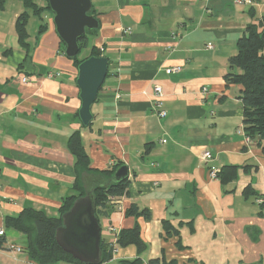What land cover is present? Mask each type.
<instances>
[{"label":"crops","instance_id":"1","mask_svg":"<svg viewBox=\"0 0 264 264\" xmlns=\"http://www.w3.org/2000/svg\"><path fill=\"white\" fill-rule=\"evenodd\" d=\"M250 1L91 0L99 29L89 36V46L109 64L88 126L78 118L77 69L62 51L52 14L43 12L46 29L40 35L41 19L29 16L28 36L20 43L15 22L23 4L5 2L0 10V228L5 236L0 264H38L24 251L26 242H17L24 235L6 228L4 218L25 207L57 215L75 178L67 147L73 131L80 133L92 169L116 163L128 168V193L99 217L101 237L113 246L103 264L135 257L140 264L153 259L264 264V149L257 138L247 140L238 131L243 129L242 86L224 80L237 39L264 15V0ZM175 65L180 71L166 73ZM155 84L162 88L165 116L153 108ZM206 149L212 156L204 161ZM224 165L238 167L226 184L209 176L210 167ZM245 187L250 194L243 193ZM132 204L137 213L127 215ZM107 225L117 232L106 231ZM134 226L145 245L141 252L117 242L121 229Z\"/></svg>","mask_w":264,"mask_h":264},{"label":"trees","instance_id":"2","mask_svg":"<svg viewBox=\"0 0 264 264\" xmlns=\"http://www.w3.org/2000/svg\"><path fill=\"white\" fill-rule=\"evenodd\" d=\"M6 1L0 0V10L4 8ZM20 1L23 4L24 10L16 18L15 31L18 41L25 43V39L28 36L26 28L28 17L35 16L42 19V14L45 10L51 11L46 0H40L43 4H39L37 0ZM92 13L94 16L96 15L94 9ZM45 29L46 23L41 21L37 27L36 34L40 35ZM98 29L86 31V34L78 39L79 52L73 58H70L76 67L83 59L90 55H101L95 46H89V36L96 34ZM61 43L62 51H64V43ZM85 47L90 48L89 53L83 57H79L81 49ZM236 47V53L228 58V71L224 75V80L227 85L235 83L242 86L240 98L243 108V131L247 136L257 138L264 149V15L256 23H250L245 27V30L237 39ZM67 147L74 156L73 167L75 178L71 187L72 193L62 199V203L57 209V215L51 216L40 209L25 207L18 214L6 215L4 218V226L6 228L14 229L25 236L24 251L30 260L38 264L57 262L81 264L72 258L70 254L64 252L55 240V231L61 225V215L69 209L75 198L83 195L84 191L80 179L83 172H93L109 179L119 166V163H116L114 166L104 170L92 169L78 131H73L69 135ZM237 169L238 167L235 165H224L218 170L217 178L223 184L229 183L236 177ZM128 184L129 180L126 178L110 182L107 185L94 187L95 213L98 218L106 213V209L112 199L128 193ZM251 191L249 187H245L243 193L248 195ZM125 213L127 215L136 214L137 206L132 204ZM140 214L145 218H148L150 215L148 210H141ZM164 225H166V222ZM4 242L5 236L1 234L0 248H2ZM117 242L121 247L132 244L136 246L138 252H141L145 247L139 236L138 226L121 229ZM100 249L101 261L99 264H103L111 259L113 246L109 245L101 237ZM140 263L141 260L138 257L118 260V264ZM148 263L159 264L158 259L149 260Z\"/></svg>","mask_w":264,"mask_h":264},{"label":"water","instance_id":"3","mask_svg":"<svg viewBox=\"0 0 264 264\" xmlns=\"http://www.w3.org/2000/svg\"><path fill=\"white\" fill-rule=\"evenodd\" d=\"M59 40L64 43V54L73 58L79 52L78 39L99 28V20L92 13L91 0H46ZM108 58L90 55L76 67L75 83L78 87L80 106L78 118L83 126L92 120L91 106L108 71ZM128 177L127 165H119L111 178L83 172L80 176L83 195L75 198L68 210L61 215V225L55 231L60 248L81 264H99L101 261V226L95 213L93 189Z\"/></svg>","mask_w":264,"mask_h":264},{"label":"built area","instance_id":"4","mask_svg":"<svg viewBox=\"0 0 264 264\" xmlns=\"http://www.w3.org/2000/svg\"><path fill=\"white\" fill-rule=\"evenodd\" d=\"M235 1L236 2L245 3V4H250V2H251L250 0H235ZM165 71H166V73L178 72V71H180V66H178V65L171 66V67L166 68ZM21 81L22 82H26L27 81V77H22ZM153 91L155 93V101H154V104H153V108L156 111L158 116H165L166 115V111L163 109L162 101L160 99L161 95H162L161 86L158 85V84L153 85ZM116 97H119V96L117 95ZM242 130H243L242 127H240V129L238 131L239 132H244ZM245 136H246L247 140L250 139V137L247 136L246 134H245ZM211 156H212L211 152L209 150H207V149L201 153V159H203L204 161H207L208 159H210ZM217 172H218V169H215L213 167L209 168V176L211 178H217ZM113 200L114 199H112L111 201H113ZM259 201H261V200H259ZM106 231L114 233V234L117 232V230H115V228L112 225H107L106 226ZM3 233H4L3 229L0 228V235L3 234ZM16 250L19 251L20 249L17 247Z\"/></svg>","mask_w":264,"mask_h":264},{"label":"rangeland","instance_id":"5","mask_svg":"<svg viewBox=\"0 0 264 264\" xmlns=\"http://www.w3.org/2000/svg\"><path fill=\"white\" fill-rule=\"evenodd\" d=\"M51 13V12H50ZM52 16H53V14H52ZM33 20H35V25L37 26L38 25V23H39V20L37 19V18H35V19H33ZM41 21H43V22H45V20L44 19H41ZM91 42V41H90ZM89 47H85V48H82L81 49V51H80V53H79V57H83V56H85V55H87L88 53H89ZM97 49V48H96ZM18 242V244L19 243H25L26 242V239H25V236L23 237V238H21L20 240H18L17 241ZM20 250L22 249L21 247H19V246H17ZM17 247H16V249H17ZM24 247H25V244H24Z\"/></svg>","mask_w":264,"mask_h":264}]
</instances>
